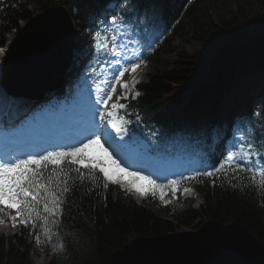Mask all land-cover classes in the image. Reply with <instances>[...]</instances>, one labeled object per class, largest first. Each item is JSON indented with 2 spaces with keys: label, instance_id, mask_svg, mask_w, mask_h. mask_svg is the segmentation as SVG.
<instances>
[{
  "label": "trees",
  "instance_id": "obj_1",
  "mask_svg": "<svg viewBox=\"0 0 264 264\" xmlns=\"http://www.w3.org/2000/svg\"><path fill=\"white\" fill-rule=\"evenodd\" d=\"M153 1L164 5L167 0ZM178 1L176 8L166 6V14L172 15L175 25L152 59L157 61L162 53L174 52L173 42L177 37L195 38L211 55L182 53L170 68L148 73L147 79L134 89L130 111L133 115L142 114L147 125L160 134L182 130L186 138L192 135L199 140L206 126L217 122L227 96L233 94L238 102L225 114L226 130L232 124L243 135L251 134L258 118L250 111L237 117L235 109L244 100L250 109L258 104L263 107L264 123V92L256 97L249 93V79L254 73L256 79H264V0ZM219 2H224L227 9L235 4V9L228 15L218 16L211 11ZM62 3L69 7L78 30L86 29L95 0H0V50L33 11ZM225 44L231 47L218 48ZM185 92L191 93L188 101L184 99ZM242 94H245L244 100ZM224 148V134L219 136L216 149L206 145L211 157H220ZM83 171L82 182L75 179L76 172L70 173L74 186L64 194L61 214L49 217L47 230L41 227L43 220H39L35 228L31 223L20 224L21 234L15 235L18 242L0 234V264H34L32 244L28 241L32 234L40 236L41 247L54 253L48 264H109L113 252L131 239L166 234L199 219L195 226L209 219L243 223L264 242V192L250 187L251 181L244 179L246 174L238 173L239 181L232 178L230 171L213 177L199 176L193 182L204 199L200 208L191 203L186 208L179 204L162 207L166 214L162 216L147 203H139L120 185L109 184L105 189V181L98 171L95 183L88 178L87 170ZM40 211L42 216L48 215L43 213L42 206ZM1 218L9 219V215L0 214Z\"/></svg>",
  "mask_w": 264,
  "mask_h": 264
},
{
  "label": "snow or ice",
  "instance_id": "obj_2",
  "mask_svg": "<svg viewBox=\"0 0 264 264\" xmlns=\"http://www.w3.org/2000/svg\"><path fill=\"white\" fill-rule=\"evenodd\" d=\"M115 20V18H113ZM99 40V33H97ZM105 41L111 42L112 48L108 53L116 57L114 61H108L116 69L110 81V88L106 96L99 98V102L104 105V111L99 113V121L111 124L116 129L117 134L124 130L117 121V110L125 108L124 104L112 103L109 111V101L113 95L117 94V85L122 87L125 92L129 90V83L123 81L126 73H136L141 67L143 61L123 63L122 54L118 51L121 47L117 43L118 37L115 34L105 36ZM98 48L108 49V43L97 44ZM3 50H0L2 52ZM133 80V84L137 83ZM138 95V93H137ZM126 99V96H121ZM97 127H99L97 125ZM104 132L111 137V133L107 128ZM87 142H81L79 146H72L67 150L47 151L43 154L28 155L25 158H4L0 157V214H7L15 226L18 222L27 226L29 223L35 228L37 221L43 220L41 227L47 230L49 217H57L61 214V205L64 203L63 197L65 193L74 186V178L70 175L76 172L81 182L87 176L93 183L96 180V172L102 174L105 181L103 187L107 189L109 184L121 185L129 190H136L141 195H148L160 192L161 199L164 198L165 189L175 194L182 183L180 179H172L167 184H159L151 176L142 175L139 172L129 171L123 167L117 159L104 147L108 141L101 140L99 131L94 132L92 136L86 138ZM93 145H98L102 150V154L90 155L89 149ZM239 147V145L237 146ZM264 148V145H262ZM249 151H229L223 161L219 163V167L213 171L198 172L195 175L184 177L188 181H196L199 176L213 177L214 175L230 171L232 178L240 180L238 173H245L244 179L251 181L250 187L264 192V151L251 148ZM75 166V167H73ZM131 179L125 180L124 177ZM72 181V184H70ZM144 181L149 185L146 190L139 182ZM215 183V181H213ZM231 184V180H229ZM236 185H233L235 187ZM243 188V184H240ZM184 192H190V188H184ZM46 216L41 215L40 208ZM14 211V214H12ZM19 218V220H18ZM3 219H0V223ZM53 223H56L53 220ZM37 242H40V236H36Z\"/></svg>",
  "mask_w": 264,
  "mask_h": 264
},
{
  "label": "water",
  "instance_id": "obj_3",
  "mask_svg": "<svg viewBox=\"0 0 264 264\" xmlns=\"http://www.w3.org/2000/svg\"><path fill=\"white\" fill-rule=\"evenodd\" d=\"M8 52L5 84L42 91L71 63L75 32L67 8L39 13ZM109 264H264V243L246 225L208 221L198 230L138 236L116 249Z\"/></svg>",
  "mask_w": 264,
  "mask_h": 264
},
{
  "label": "rangeland",
  "instance_id": "obj_4",
  "mask_svg": "<svg viewBox=\"0 0 264 264\" xmlns=\"http://www.w3.org/2000/svg\"><path fill=\"white\" fill-rule=\"evenodd\" d=\"M107 5L111 6V1L107 2ZM234 6H235V4L230 5L228 8L229 10H228L226 8L224 2H219V3H217V7L214 6L211 12L215 11V13L218 16L228 15V12L231 9H235ZM140 17H145V13H140V11L138 9H136V7H134L132 9H130V11L123 17V21L121 24H119V26H115L114 28L113 27L109 28V31L107 33L108 36H111L110 33H115V35H117V37H118L117 43L121 45V47L118 50L120 52L124 53L125 55H127V57L129 59L131 58L130 53H132L135 57H137V59H136L137 61H141V60L143 61V64L141 65V67L139 69H137V72L136 73L130 72L129 79H127V81H125V82L129 83V86H130L129 90L131 89V87L134 84L141 82V80L144 78V76L142 74L143 72H144V74H147V73L154 74L159 69H168L174 64V62H176L180 59V56L182 53H186L188 55H194V54H200L201 53L204 57L211 55L204 47H202L201 45H199L196 42L195 38H192L191 40H189V39H182V38L178 37L173 42L174 52L162 53V55L160 56V58L157 61H152L151 59H149L147 57V55L150 53L151 35L149 34V32L142 30V28H141L142 21H140ZM150 20L153 24L154 15L150 17ZM188 25H189V23H188ZM98 43H96L94 46L93 45L88 46V49H90L92 47H94V49H97ZM99 44H101V43H99ZM225 45H228V44H225ZM114 60H115L114 56L108 55L105 57L103 65L100 67L101 71L103 72L102 80L104 82L107 81L108 77L111 75L112 71L114 70L113 65L111 63H108V61H114ZM105 61L107 64V68H106L107 74L104 71ZM67 76H69V75H67ZM254 76H255V74L252 75V78ZM133 80H137L138 82L133 84ZM89 82L83 83V84H77V86H76L77 95L85 98L86 101H87L86 96L87 95L90 96L91 94L96 93V88H98V86L100 85L99 83H92L91 80H89ZM82 85H88V87H85ZM90 85H96V86L94 87V86H90ZM129 90L127 92H125V90L123 89V96H127ZM0 92L4 93V91L2 89H0ZM232 100H233V95L231 94L228 97V102L225 103L226 108L229 104L233 103ZM61 101L64 103L65 99H62ZM66 104H67V102H66ZM71 105L76 106L73 103ZM7 107H8L7 105H2L0 108L3 109V108H7ZM46 110L47 109H45V112H46ZM77 112H78V110H77ZM60 114H66L67 116L71 117L73 112H72V110H70L67 113L64 111L63 108H61L58 112V115H60ZM12 129L14 130V128H12ZM1 131L2 130H0V135L1 134L6 135L7 133H9V132H4V131L1 132ZM7 141L8 140L6 138H3V140L0 141V146L2 148H5ZM89 154L93 155L91 153H89ZM174 158H176V157H174ZM163 173L165 174V178L171 177V176H176L175 175L176 173L173 170H171V171L164 170ZM161 184H163V181L161 182ZM147 188H149V187H148V184L146 183V190H147ZM132 192L135 194V196L137 197V199L139 201H143V202L146 201L147 198H144L145 196L143 198H141L139 192L134 191V190H132ZM154 194L155 193L150 192V193H148L147 196H149V195L153 196ZM181 195L184 197H194L195 198V201H194L195 207H199V205L201 204L202 199H200V197H197L196 195H194L192 190L190 192H187V193L184 192V190H182ZM151 207H153L157 213L163 212L162 208L159 207V205L154 204V205H151ZM161 215L164 216V214H161ZM193 226L194 225L182 224L181 230H183V229H186V230L194 229ZM4 227H5L4 225H2V227H0V233L4 234L5 237L12 235L10 237L13 238V241L18 242L19 241L18 237L20 235V232L15 226H13L12 222H11V228L12 229L10 228V230H9V229L4 228ZM15 228L17 229L18 233H16ZM15 233L18 234V237H15ZM28 241L30 243H33L31 254H32V258L34 260V263L35 264H47L50 261L51 256L45 255L43 257V254H42L40 248H37L38 242L36 241L34 236L29 237ZM41 257H43V258H41Z\"/></svg>",
  "mask_w": 264,
  "mask_h": 264
},
{
  "label": "bare ground",
  "instance_id": "obj_5",
  "mask_svg": "<svg viewBox=\"0 0 264 264\" xmlns=\"http://www.w3.org/2000/svg\"><path fill=\"white\" fill-rule=\"evenodd\" d=\"M78 67H80V69H82V63H81ZM69 73H70V72H69ZM69 79H71V78L69 77ZM258 85H259V84H258ZM1 132H2V131H1ZM114 158H119V157H118L117 155H115ZM124 179H125V180H129V179H131V178L125 176ZM139 184H140L143 188L146 189V183H145L144 181H140ZM132 190H134V189H132ZM132 190H131V191H132ZM134 191H136V190H134ZM143 196H144V195H143Z\"/></svg>",
  "mask_w": 264,
  "mask_h": 264
}]
</instances>
